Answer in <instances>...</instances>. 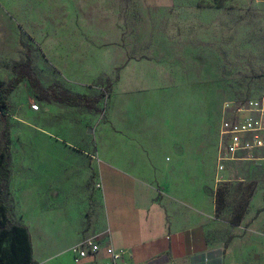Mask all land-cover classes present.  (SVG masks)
Instances as JSON below:
<instances>
[{
	"label": "rangeland",
	"instance_id": "1",
	"mask_svg": "<svg viewBox=\"0 0 264 264\" xmlns=\"http://www.w3.org/2000/svg\"><path fill=\"white\" fill-rule=\"evenodd\" d=\"M27 51L44 88L101 96L40 103L26 81L9 96L8 202L33 235L73 243L102 162L157 184L172 215L202 216L211 243L264 213V167L215 164L222 104L263 88L264 0H0V85Z\"/></svg>",
	"mask_w": 264,
	"mask_h": 264
},
{
	"label": "crops",
	"instance_id": "2",
	"mask_svg": "<svg viewBox=\"0 0 264 264\" xmlns=\"http://www.w3.org/2000/svg\"><path fill=\"white\" fill-rule=\"evenodd\" d=\"M96 181L102 188L95 190L93 184L89 192L93 204L87 203L84 218L78 219L72 244L57 248V233L45 227L34 236L27 225L21 224L33 237L36 264H110L103 250L74 262L71 248L88 238H96L102 247L125 250L127 264H264V213L253 220L251 208L248 228L233 231L226 245L211 243L202 216L172 215L160 199L157 184L136 177L114 162L97 166ZM87 220V227L79 231L80 224Z\"/></svg>",
	"mask_w": 264,
	"mask_h": 264
},
{
	"label": "trees",
	"instance_id": "3",
	"mask_svg": "<svg viewBox=\"0 0 264 264\" xmlns=\"http://www.w3.org/2000/svg\"><path fill=\"white\" fill-rule=\"evenodd\" d=\"M11 71L12 79L5 85H0V143L2 144L0 148V264H36L33 258L30 233L26 226L13 221L8 202L11 163L9 96L23 81L29 84L36 100L40 103L55 102L70 107L91 108L100 101L101 96L90 100L84 95L70 94L58 84L44 88L33 69L29 51L26 52L25 60L14 64ZM232 225L238 224L233 223Z\"/></svg>",
	"mask_w": 264,
	"mask_h": 264
},
{
	"label": "built area",
	"instance_id": "4",
	"mask_svg": "<svg viewBox=\"0 0 264 264\" xmlns=\"http://www.w3.org/2000/svg\"><path fill=\"white\" fill-rule=\"evenodd\" d=\"M33 109L38 110V106L34 105ZM221 111L215 159L217 175L225 170L229 162L251 161L264 167V89L255 97L225 101ZM93 188L101 190V182L96 181ZM102 250L110 259V264H127L125 250L102 247L96 238L82 240L71 248L75 263Z\"/></svg>",
	"mask_w": 264,
	"mask_h": 264
}]
</instances>
